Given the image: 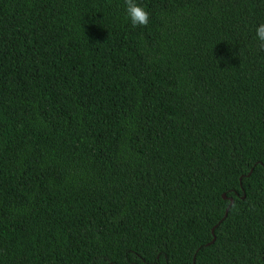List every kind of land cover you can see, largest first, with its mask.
<instances>
[{
    "label": "trees",
    "instance_id": "16d2710c",
    "mask_svg": "<svg viewBox=\"0 0 264 264\" xmlns=\"http://www.w3.org/2000/svg\"><path fill=\"white\" fill-rule=\"evenodd\" d=\"M137 3L0 0V264H264V0Z\"/></svg>",
    "mask_w": 264,
    "mask_h": 264
},
{
    "label": "clouds",
    "instance_id": "9594fccd",
    "mask_svg": "<svg viewBox=\"0 0 264 264\" xmlns=\"http://www.w3.org/2000/svg\"><path fill=\"white\" fill-rule=\"evenodd\" d=\"M126 13L133 26H147L149 23V13L137 3V0H125ZM256 39L260 42V47L264 48V24L256 28Z\"/></svg>",
    "mask_w": 264,
    "mask_h": 264
},
{
    "label": "water",
    "instance_id": "95a60500",
    "mask_svg": "<svg viewBox=\"0 0 264 264\" xmlns=\"http://www.w3.org/2000/svg\"><path fill=\"white\" fill-rule=\"evenodd\" d=\"M221 198L222 199H227V201H228V205H227V207L225 208V210H224V214H223V218L225 217V215H226V212H227V210H228V207L232 204V199L231 198H226L225 196H224V194H222L221 195ZM222 218V219H223ZM221 221V220H220ZM217 224H219V222L217 223ZM215 227V226H214ZM214 227L211 229V234H212V231H213V229H214ZM212 241H213V237H212V240L210 241V243H212Z\"/></svg>",
    "mask_w": 264,
    "mask_h": 264
}]
</instances>
